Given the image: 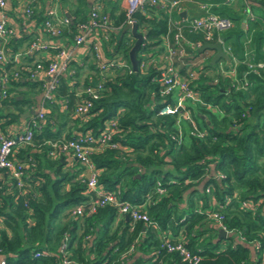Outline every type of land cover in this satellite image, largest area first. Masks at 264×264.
Wrapping results in <instances>:
<instances>
[{"label": "trees", "instance_id": "16d2710c", "mask_svg": "<svg viewBox=\"0 0 264 264\" xmlns=\"http://www.w3.org/2000/svg\"><path fill=\"white\" fill-rule=\"evenodd\" d=\"M56 2L68 4L65 9L68 23L61 35L71 38L75 25L86 19L89 6L85 0ZM104 2L109 5L101 11L118 27L102 41V52L105 57L119 55L129 65L127 50L134 38L127 29L120 33L127 19L125 11L118 0ZM246 2L251 8L260 7L264 14V0ZM214 10L224 14L223 9ZM130 17L143 35L136 51L138 62L161 53L162 36L167 30L165 12L145 3L141 10L131 12ZM226 30L224 40L231 41L234 52L240 51L238 24L234 33ZM183 32L191 41L201 38L200 31L184 29ZM30 38L11 37L5 44L14 52ZM171 45L176 46L174 41ZM184 50L186 54L179 59L182 62L173 60L180 74H185L190 61L205 49L184 45ZM255 54L253 59H264L261 49ZM25 58L27 62L30 59ZM209 58L188 82L200 98V102H185L190 121L177 113H157L159 106L172 99L158 95V84L152 79L158 70L152 63L135 71L114 68L113 74L103 78L87 117L75 115L72 120L69 115L83 94L76 95V90L94 83L98 68L93 60L89 61L90 79H80L81 66L70 61L73 72L68 78H60L54 90L56 98L64 99L63 111L54 102H46L48 112L32 130L30 143L14 151L15 158L26 163L27 195H17L12 179L0 188L3 264H55L62 253L70 259L69 264H191L160 244V236L166 230L171 232L170 239L177 238L174 236L180 231L184 245L200 255L196 264H264V70L261 68L258 74L249 71L246 83L237 86L230 78L215 72L220 58L212 64ZM14 65L5 63L4 68ZM244 69L246 65L239 63L240 80ZM21 85L31 93L40 90L39 81L27 79L25 71L20 70L19 77L9 79L8 96L1 103H8L16 110L31 107L34 99L22 95L23 91L18 89ZM2 116L9 118L0 127L14 120L18 111ZM112 117L118 128L113 140L118 146L90 154L98 169L97 182L104 189L115 191L120 200L136 205L144 203L156 227L141 221L131 225L124 215L115 224L117 210L108 204L97 206L90 214L70 212L73 206L86 201L90 193L84 192L85 184L79 174L81 166L64 169L62 164L67 160L62 153L48 156V142L72 138L77 132L97 134ZM69 120L80 125L64 132L63 126ZM193 126L203 131L202 135L190 132ZM77 164L80 163L74 159L73 165ZM216 173L221 177H215ZM157 181L163 187L160 194L154 191ZM207 186L209 192L205 191ZM242 200L254 203V209L241 206ZM210 210L222 215L224 237L216 236L220 224L208 216ZM62 239L64 245L59 250ZM132 242L133 250L120 256Z\"/></svg>", "mask_w": 264, "mask_h": 264}, {"label": "built area", "instance_id": "2783aa9c", "mask_svg": "<svg viewBox=\"0 0 264 264\" xmlns=\"http://www.w3.org/2000/svg\"><path fill=\"white\" fill-rule=\"evenodd\" d=\"M36 0H29L24 5L22 12L26 17L32 14L31 3ZM56 2V0H53ZM180 0H123V9L126 15V22H133L134 19L130 17V13L136 9H142L143 5L150 4L162 9L166 14L167 30L162 36L165 42L164 50L162 53V66L156 67L158 74L152 79L158 84V95L161 97L170 96L172 102H165L158 107V114H172L177 113L180 116L190 121V116L187 115V109L184 108L186 100L192 102H200V98L196 92L189 87L188 82L196 77L199 65L197 68L187 69L185 74L178 72L177 66L173 63L172 54L174 50L169 47L167 43L168 32L171 27L174 28L173 40L176 45L179 42H184L189 48L193 49L199 45L203 40L213 41L218 39L221 42L223 51L228 55L227 66L221 64L215 66V72L221 76L230 78L232 83L244 85L246 83L245 76L249 71L259 73V69L263 68L264 62L262 60L252 61L246 58L238 59L235 55L231 54L230 47L224 44L220 38L219 32L228 29L232 26L230 18L217 14L215 12L207 11L206 13L198 16H185L172 18L171 13L180 11ZM6 0H0V103L8 96V81L10 78H17L20 76V70L25 71V77L32 81H39L40 83V103L34 115L27 121L25 127L21 131L14 134H6L0 129V172L7 175L9 179L14 180V185L17 195H27L25 189L24 177L26 173L24 168L26 163L19 161L14 156V151L26 144H29L32 137V130L38 127L39 122L43 121L44 114L47 112L46 102L54 101V90L59 84L62 77L68 78L73 72L69 66L72 61L73 49L77 46L88 44L89 50L92 53V59L95 66L98 68L97 77L94 83L87 84L80 90L82 95H79L78 100L74 106V115H81L87 117L89 108L92 105L93 99L99 95L98 90L101 87L103 78L108 74V69H124L131 70L130 64L127 65L124 59L115 55L112 57L104 58L101 49L103 40L108 39L111 33L117 30L118 26H114L106 12L101 11L102 0H93L89 5L87 17L84 21L78 22L75 25V32L71 37V45L66 46L56 43L54 39L61 36L64 26L68 23V15L63 12H58L54 6H46L42 10V20L38 25V29L44 36L32 37L22 50L12 52L10 46L6 45L13 35L14 30L7 24V16L4 10ZM201 8H206L205 3L199 4ZM264 30V23L262 25ZM200 31L201 38L195 41L187 40L182 30ZM213 39V40H212ZM264 50V48H263ZM36 51H46L45 58L37 59L31 63L21 62L19 59L25 56H30ZM184 51V46H180L178 52ZM154 57L147 60L137 62V67L145 68L148 64H154ZM238 61L246 65V73L242 75V80L237 78L234 67ZM14 63L11 69H5V63ZM106 72V73H105ZM90 79V75H88ZM69 81V80H68ZM216 81V78L213 79ZM179 126V125H178ZM180 128V127H179ZM118 131L116 119L112 117L103 123L102 128L97 134H92L87 131L83 134L77 132L76 136L72 138L57 139L49 141L50 148L47 152L48 156L55 157L59 153H66L72 158L76 159L85 169L86 174H81L85 184L84 192H89V198L78 203L71 209V214H90L97 206L111 205L117 210V215H122L130 219L131 225L137 221H141L146 225L156 227V223L152 221L145 210L144 203L136 205L128 200H120L115 191L106 190L97 182L98 169L93 165L90 154L93 151H99L104 148L117 147V142L113 140V134ZM196 131V132H195ZM190 132H195L196 135H202L203 131H197L195 126ZM127 149V148H126ZM215 177L220 178L221 174L216 173ZM154 191L157 194L162 193L163 187L159 182H156ZM209 192V186L205 188ZM27 206L26 200L23 202ZM240 205L254 209L255 204L249 200L240 201ZM208 216L220 224L222 215L217 213L216 210L208 211ZM224 229L223 226H220ZM226 231V230H225ZM160 244L166 248L167 251H175L182 261H187L191 264H196L200 255L188 249L182 238L177 237L170 239L171 235L168 230L161 234ZM63 239L61 240L59 250L63 248ZM133 250V242L129 244L127 249L120 254L125 256ZM37 254V252L35 253ZM3 257L0 255V264H3ZM70 259L66 254L62 253L61 259L55 264H69Z\"/></svg>", "mask_w": 264, "mask_h": 264}, {"label": "crops", "instance_id": "0c3cea01", "mask_svg": "<svg viewBox=\"0 0 264 264\" xmlns=\"http://www.w3.org/2000/svg\"><path fill=\"white\" fill-rule=\"evenodd\" d=\"M87 5L89 6L93 0H85ZM111 1V0H110ZM29 2V0H6V4L4 7L5 10V14L7 16V24L9 26H11L14 30V35L12 36L14 39L17 38H21V37H25V36H30L31 38L34 36H44L41 31L38 29V25L40 24L41 20H37L38 18L42 17V10L44 7L46 6H54L56 7V10L59 12H63L66 14V16L68 15V13L66 12V8L68 7V4H63V5H59L57 2L53 1V0H36L34 2L31 3V8H32V14L29 17H26L23 12H22V8L24 7V5H26ZM70 2L75 3V0H70ZM180 11L184 10V14H179V12H175V15L172 16V18H178L179 15H181V17H187V16H198V15H202L204 13H206L207 11H211V12H215L217 14L218 11L214 10V8L218 9V10H222L224 14L223 16H228L231 21H232V26L229 27L227 30L224 29V32L222 33V31L219 32L220 38L222 39L224 44L229 45L230 47V53L235 55L238 59L240 58H246L252 61H256L255 59H253V57L256 55V51L259 49H261V51L264 53V35H263V21L261 22L259 19H264L261 17L264 16L263 13L255 14L256 12L253 10V8L249 7V4L246 2V0H180ZM201 3H205L206 4V8H201L199 6V4ZM118 4L121 8H123L124 2L123 0H118ZM101 7H107V5H109V3L106 4V2L101 4ZM225 7V8H223ZM88 11H86L87 13ZM69 16V15H68ZM230 16H232L233 18H231ZM236 17V18H234ZM236 23L239 26V30H240V36L238 38V40L241 41V50L234 52L231 46V41H226L224 40L223 36L225 30L227 32H232L234 33L235 30V25ZM185 29V28H184ZM184 29L182 30V32L184 31ZM173 31L174 28L171 27L169 29L168 32V38H167V43L169 45V47H171L174 52L172 54V59H177L178 63L182 62L181 59L186 53L185 50L182 52H178V49L180 46H184V42H179L178 45H176L175 47H172L171 42L174 41L173 40ZM184 34V32H183ZM258 35L259 36L258 38ZM185 36V35H184ZM234 36V35H233ZM186 37V36H185ZM30 38V39H31ZM187 40H190L186 37ZM197 40V39H196ZM213 40V39H212ZM216 40V39H214ZM213 40V41H214ZM29 41V40H28ZM54 41L56 43L62 44V45H66V46H70L71 45V38L66 35H61L60 37L54 39ZM195 41V40H194ZM27 39L26 41L22 42L21 46L18 47L19 50H22L26 44H27ZM202 43V42H201ZM88 44H83L80 46H77L73 49V55H72V61H74L75 63H77L78 65L81 66L80 68V79H83L84 77L88 78V72H89V68H88V62L92 59V53L89 50V47L87 46ZM200 46V45H199ZM197 46V47H199ZM205 50L202 52L203 54H205L207 57H211L212 53L214 52L213 49H208V48H204ZM18 50V51H19ZM207 50V51H206ZM200 53V54H202ZM103 54V52H102ZM47 55L46 51H36L33 54H31L30 56H25L30 58L29 61L27 62V58H20L19 60L21 62H26V63H31L34 60L37 59H41V58H45V56ZM104 55V54H103ZM119 56V55H118ZM104 58H107L105 56H103ZM206 57V58H207ZM154 65L155 67H161L162 66V53H159L158 55L154 56ZM229 59V58H228ZM228 59L225 60L224 58H221L219 60H217V64L216 65H223L224 67L227 66L226 62H228ZM210 60V58H209ZM257 60H262L264 62V59H257ZM239 63H242L240 61H238L237 63H235V67H234V71L235 74L237 76V71H238V65ZM179 65V64H178ZM189 65V64H188ZM177 66V65H176ZM13 67H10L9 69H11ZM178 68V66H177ZM187 68V67H186ZM1 69V67H0ZM8 69V68H7ZM8 69V70H9ZM118 69V68H117ZM116 70V69H115ZM247 69H244L241 71V76L243 74L246 73ZM263 70H264V66H263ZM114 69H108L107 73L109 74H113ZM238 78V77H237ZM19 90L23 91V96L24 97H33L34 102L32 104L31 107H23L20 110H16L12 105L8 104V103H0V115H4L6 113L9 112H17L18 111V116L15 117L14 120L8 122V123H3V125L0 127V129L6 133V134H14L17 131H21L23 130V128L25 127L27 121L34 115V112L36 111L37 107L39 106L40 103V92H34L31 93V91L24 85H21L18 87ZM80 92V88L76 90V95H79ZM20 97V95H19ZM58 110L59 111H63L64 108V99L63 98H59V97H55L54 96V101H53ZM53 103V104H54ZM47 108V112L49 107L46 106ZM72 114V115H71ZM69 117L73 120V117L75 116L74 113L72 112ZM8 116H2L0 117V123L5 120L8 119ZM72 120H69L68 123L63 126L64 132L67 130H74L77 129V127L80 125L79 122H73ZM63 156L65 157V159L67 160L66 162H64L62 164V167L64 169H68V170H75L76 168H79L81 166V169L79 171V174H86L85 169L83 168V166L81 164H77V166L73 165V160L74 158H72L70 155L63 153ZM44 168V167H43ZM46 170V168H44ZM9 181V178L7 177V175H5L4 173L0 172V188L2 187V185H5L7 182ZM126 217V216H124ZM119 216L117 215L115 218V224L117 223V221L119 220ZM181 230V229H180ZM169 233L170 230H169ZM180 231H178V233L174 236V237H180Z\"/></svg>", "mask_w": 264, "mask_h": 264}, {"label": "water", "instance_id": "95a60500", "mask_svg": "<svg viewBox=\"0 0 264 264\" xmlns=\"http://www.w3.org/2000/svg\"><path fill=\"white\" fill-rule=\"evenodd\" d=\"M184 10L180 11L179 14H184ZM129 30L131 36L134 38L132 44L130 45V47L127 50V57L129 60V64H130V68L131 70L135 71L137 69V62L138 59L136 57V51L139 48L140 44H141V40L143 38V35L140 31L137 30V25L136 22H126L123 27L120 30V33H122L124 30ZM204 48H208V49H213L214 52L212 53L209 63H214L216 61V59L218 58H224L225 60L228 59V55L223 51L222 49V45L220 40L216 39L214 41H206L203 40L201 45L198 47V50H202ZM226 235V231L225 229H223L222 227H219L217 229V237H224Z\"/></svg>", "mask_w": 264, "mask_h": 264}, {"label": "rangeland", "instance_id": "374dc122", "mask_svg": "<svg viewBox=\"0 0 264 264\" xmlns=\"http://www.w3.org/2000/svg\"><path fill=\"white\" fill-rule=\"evenodd\" d=\"M253 10L256 12L255 14H260V13H262L263 11H262V9L260 8V7H255V8H253ZM171 15L172 16H174L175 15V12L173 11L172 13H171ZM261 15V14H260ZM261 17L262 18H264V16H262L261 15ZM258 20H260L262 23H264V19H259L258 18ZM263 31V30H262ZM224 32V30H222V33ZM263 43H264V41H263ZM161 45H163V47H165V42H164V40L162 39L161 40ZM207 51V50H206ZM207 56L205 55V54H199V55H197V56H195L191 61H190V63H189V67L190 68H186V69H191V68H197L199 65H202L204 62H206L207 61V58H206ZM261 69V68H260ZM259 69V70H260ZM212 71H210V70H206V73H211ZM106 73V72H105ZM187 115L188 116H190V112H189V110H187Z\"/></svg>", "mask_w": 264, "mask_h": 264}]
</instances>
